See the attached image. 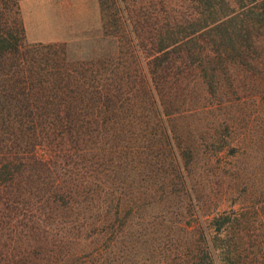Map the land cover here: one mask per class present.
Masks as SVG:
<instances>
[{"label":"rangeland","instance_id":"374dc122","mask_svg":"<svg viewBox=\"0 0 264 264\" xmlns=\"http://www.w3.org/2000/svg\"><path fill=\"white\" fill-rule=\"evenodd\" d=\"M104 1L109 6L111 0ZM20 3L28 44L46 56L48 51L61 54L65 64L120 62L126 67L118 74L127 73L137 85L139 70L145 71L144 55L138 47L130 55L124 39L108 31L112 29L104 24L100 0H38L40 17L35 0ZM149 6L156 8L155 3ZM247 61L225 64L218 90L205 92L194 83L185 103L168 106L180 137L169 147L155 148V160L147 148L121 174H113L117 189L110 195L125 203L117 214L115 197L100 190L77 193L76 202L65 206L40 199L47 188L40 183L18 196L0 191V264H186L193 244L200 252L207 240L216 264H234V245L239 254L256 256L252 264H264V55ZM126 90L124 85L120 92L127 97ZM140 119L139 124L146 120ZM32 148L40 158L52 153L43 144ZM9 194L18 198L4 217ZM215 210L220 216H237L211 238L203 232L215 227L216 220L206 219Z\"/></svg>","mask_w":264,"mask_h":264},{"label":"trees","instance_id":"16d2710c","mask_svg":"<svg viewBox=\"0 0 264 264\" xmlns=\"http://www.w3.org/2000/svg\"><path fill=\"white\" fill-rule=\"evenodd\" d=\"M231 1L235 6L230 0H111L109 6L100 0L108 31L124 39L130 55L136 47L144 55L147 74L140 69L133 85L130 75L118 74L126 67L120 62L65 64L61 54L48 51L49 64L45 52L24 39L18 0H0V191L18 196L40 183L47 187L44 202L72 205L80 192L112 194L113 174L147 148L155 160V148L180 137L169 105L185 103L194 83L205 92L218 90L225 64L247 65L264 55V0ZM124 85L127 97L120 92ZM36 144L51 150L50 157H38ZM179 145L185 147L183 140ZM172 161L177 166L175 156ZM12 196L5 197L4 217L18 198ZM110 197L117 214L125 203ZM220 215L215 210L206 218L217 221L204 230L207 237L220 236L222 224L233 222L237 212ZM193 245L186 264L217 263L209 240L200 252ZM237 248L230 253L234 264L257 260Z\"/></svg>","mask_w":264,"mask_h":264},{"label":"crops","instance_id":"0c3cea01","mask_svg":"<svg viewBox=\"0 0 264 264\" xmlns=\"http://www.w3.org/2000/svg\"><path fill=\"white\" fill-rule=\"evenodd\" d=\"M37 1H38V0H35L34 7L36 8V14L40 17L41 12L38 11V8H37V5H36ZM20 2H21V0H19L18 3H20ZM20 5H21V3L19 4V8H20ZM35 5H36V6H35ZM22 18H23V23H24V27H25L26 35L28 36V33H27V27H26V23H25V20H24L23 13H22ZM56 29L59 31L58 28H56Z\"/></svg>","mask_w":264,"mask_h":264}]
</instances>
